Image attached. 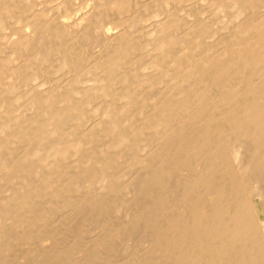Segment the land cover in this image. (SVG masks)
<instances>
[{
	"label": "bare ground",
	"instance_id": "bare-ground-1",
	"mask_svg": "<svg viewBox=\"0 0 264 264\" xmlns=\"http://www.w3.org/2000/svg\"><path fill=\"white\" fill-rule=\"evenodd\" d=\"M37 1L0 0V27L10 22L13 25L10 19L18 18H24L22 24L29 27L19 28L16 21V30L11 29L15 33L8 28L12 32L4 33L8 38L0 37L3 39L0 41V241L16 239L26 243L55 239L61 236V227L65 230L60 231L69 233L76 230L74 236L78 237L88 231V226L97 224L106 227L108 239L130 231L143 233L144 239L155 247L154 252L159 253L156 255L161 256L155 257L159 264H170L168 258L172 262L170 252L177 261L172 264H264V225L259 214L260 201H264V179L255 190L251 188V178L247 182L243 177L247 173L259 175V179L264 177L263 0H214L217 4L224 3L235 16L233 24L228 25L231 31L216 45L204 43L209 35L205 34L208 28L205 30L204 25L192 22L194 25L186 28L188 24L183 25L186 20L181 24L182 18L176 17V20L171 15L156 21L150 18L151 25L146 22V26L136 28L138 31L133 23L127 24L128 28L120 25L121 29L119 25L118 28L104 26L98 36L100 44L103 43V50L98 51L100 59L96 56L95 65L87 60L102 72V86L78 89L70 83V87H62V92L60 89L45 91L43 84L34 86L35 74L33 86L23 85L24 81L31 83L32 80L28 76L32 69L26 71L30 58L23 57L36 52L39 60L43 53V56H52L61 49L60 55H64L66 62L63 65L78 64L81 70L83 65L79 63L83 62L81 59L86 61L89 46H84L85 51L81 52L80 47V54L74 51L75 45L88 40L91 17H96L90 9L75 14L78 0H62L63 4H59L75 14L72 21L63 17L66 14L60 18L62 12L58 9L55 12L58 4L49 13L47 4L40 0L47 9L42 10L41 6L42 11H38ZM108 1L110 12L121 19L126 16V20L122 19L124 25L128 17L138 16L130 10L134 7L129 4L131 0ZM115 14L111 15L115 17ZM148 47L152 50H147L149 55L145 58L148 59L143 60ZM38 55L41 56L38 58ZM76 55L79 58L82 55L78 63ZM170 71L176 78L179 75L177 85L181 86L172 90L173 84L172 91L169 90L163 86L166 77L160 86L168 91L156 90L159 79ZM49 78L48 74V81ZM77 78L68 81L75 85ZM117 79L122 82L114 88ZM195 126L200 127L198 131H194ZM229 128L239 132L238 137L243 140L251 139L250 146L256 144L251 146L249 154L246 151L249 156L245 161L237 158V138L233 142L224 140ZM176 143L179 146L173 148ZM244 148L247 149L245 145ZM199 155L202 157L198 158ZM172 164V169L183 174H175L181 175L175 182L170 176H174L170 173ZM170 183L186 191L185 201L181 194L175 201L172 195L169 197L173 190H169ZM185 210L190 217L184 216ZM189 234L193 238L191 242ZM188 241L190 244L185 246Z\"/></svg>",
	"mask_w": 264,
	"mask_h": 264
},
{
	"label": "rangeland",
	"instance_id": "rangeland-1",
	"mask_svg": "<svg viewBox=\"0 0 264 264\" xmlns=\"http://www.w3.org/2000/svg\"><path fill=\"white\" fill-rule=\"evenodd\" d=\"M37 1V0H36ZM40 0H38L37 1V5L35 6V7H37V8H35V9H37L38 11H40L41 10V6L43 7L44 5H46L47 6V8H46V6H45V8L43 7L42 8V10L43 9H47V10H51V8H52V11H54L53 10V8L55 7V5H57L54 9H55V12H57L58 10V12L59 13H61L62 12V14H60V18H62L61 17V15H65L66 14V16H63V17H65V19L66 20H68V21H72V19H73V17L72 16H74L76 13H78V12H82L81 10H86V9H90V10H92V12H93V15L95 14V19H94V17L92 16L91 17V19H92V21L90 22V28H88L87 30V33L90 35H88L89 37H87L88 38V40H85V41H80V42H78V44L77 45H75L76 47V50H74V49H72V51L74 50L75 52L76 51H78L79 52V49H80V47H81V50H80V52L83 50V51H85V47L84 46H86V47H88V48H86L87 50H86V54H87V57H85L86 58V61L85 60H82L81 59V61H83L82 63H79V66H82L81 67V70H85V72H86V74L84 73V72H82L79 68H78V62L80 61V60H78V59H80L81 57H82V55H84V56H86V54H84L85 52H82L83 54L80 56V58H79V56H75V57H78V58H75L76 60L75 61H77V63L74 61V63H76L77 65H73V66H75V67H73V70H72V67L70 66V65H63V63L64 64H66V62H65V60H64V55H60V51L59 50H61V49H58L57 50V52L55 53V55L53 54L52 56L51 55H46V56H43L44 55V51H42L41 52V54H42V56L41 55H38V58H39V56H41V58H39V60H41L42 59V57L43 58H48L47 59V62H45L46 61V58H45V63L47 64V65H43V61H41L42 63H40V61L39 60H36L37 58L35 57V55H36V52H35V54L34 53H31V55L28 57V55L27 56H25V57H23L24 59H29L30 58V60H28L29 61V64H30V66H29V64H28V66L29 67H32V68H30L29 69V67L28 66H26V68L25 69H27V67H28V69L26 70L27 72H29V70H31L32 71V74H29L28 75V73H26V75H28V76H30L31 77V79L33 78V75L35 74V76H34V79L36 80V82H35V80H31V81H29V82H31V83H28V81H27V83H25L26 81H24L23 82V85H25L27 88H29V86L31 87V86H33L34 85V82H35V85L34 86H38L39 84L41 85V84H43V85H41L42 87H44V88H46V89H43V90H45V91H47L48 89L49 90H52V89H54V90H59L60 92H62L63 91V88L62 87H68V85H69V87H70V85L72 84V86L71 87H77L78 89H83V88H88V87H93V88H98V87H101L102 86V84H103V82H100V80H101V76H102V72L100 71V70H98V68L96 69V68H94L95 66H91V64L92 65H95L96 63H98L97 61H98V59H97V57L99 58L100 57V53H98V51H99V49L102 51L103 49V47H102V42H101V44H100V40H99V38H98V36H99V34L101 33V30H103V28H105V27H113V28H116V26L117 25H119V29H121V26L124 28V27H127L128 28V26H126L127 24L129 25L130 23H133V27H135V29L137 28V29H139L140 27L142 28V27H144V25L146 26L147 25V23L148 24H150L151 25V20H150V18L152 19V21H156L157 19L159 20V19H162V18H168V17H170V15L173 17V16H175V18L177 17L180 21H181V24L182 23H184V22H186V23H184L183 25L185 26V25H187L186 26V28H189V27H191L192 25H194L195 23L196 24H198V23H201L202 24V26L204 25V27H205V30H206V28H208L206 31L207 32H205V34H209L210 35V33L212 34L211 36H212V40H209L210 39V37H209V35H206V40H207V42H205L204 41V43H206V44H210V45H212L213 43L216 45V44H218L219 42H221V40L223 39V37H224V35L225 34H227V32L229 33L230 31H231V27H230V29H229V26H231L232 24H233V22H234V19H235V16H233L232 14H233V11H229L228 10V7L226 6V5H224V3H220V4H217V3H214L215 1L214 0H194V2H193V0H181L182 2H179L180 0H172L171 1V3H170V0L167 2V1H164V0H135V4H134V1L133 0H131L130 2H129V0H127V2H129V4H131V5H129V8H130V6L131 7H133V5H134V7H133V9L132 8H130V10H131V12L132 13H135L136 12V15H138L140 18H137L138 16H135V14L132 16V18L130 17H128L127 18V22L125 21V25L123 24L124 22H123V20H126L125 18H126V16L124 17V18H120L119 16H117L115 13H112V12H110L109 10H108V8L109 7H107V3L109 2L108 0H105V1H107L106 2V8L105 9H103L104 8V6H105V4H103V3H105V1L103 0H101L100 2L102 3H100L99 4V0H78V1H80V4H78L79 6V8H76V12H75V14L74 13H72V12H69V11H66V10H68V8H63L62 6L63 5H61V7L59 6V4H63V2H62V0H42L43 1V4H42V1H40V3H38ZM46 1V2H45ZM47 1H49V2H47ZM51 1V2H50ZM174 1V2H173ZM192 3H191V2ZM213 1V2H212ZM261 1V0H260ZM54 3V4H51V3ZM84 2V3H83ZM85 2H89L88 4H86ZM93 2V3H92ZM147 2V3H146ZM163 2H166V3H164L163 4ZM176 2V3H175ZM204 2H205V4H204ZM212 2V3H211ZM262 2H264V0L262 1ZM36 3V2H35ZM56 3V4H55ZM91 3V4H90ZM142 3H143V5H142ZM168 3V4H167ZM178 3V4H177ZM187 3V4H186ZM39 4H40V7H39ZM42 4V5H41ZM50 4V6H48ZM83 4V5H82ZM90 4V5H89ZM93 4H94V6H93ZM99 4V5H98ZM140 6H139V5ZM149 4H150V6H149ZM92 5V6H91ZM102 6L103 5V7H96V8H94L95 6ZM161 5V6H160ZM184 5H185V8H184ZM209 5H212V6H210L209 7ZM221 6V8H220V6ZM58 6H59V8H58ZM173 8V10H172V8ZM191 6V7H190ZM202 6V7H201ZM206 6V7H205ZM215 6V7H214ZM50 7V8H49ZM137 7H138V9H137ZM157 7H159V9H157ZM207 7H209V8H207ZM40 8V9H39ZM61 8V9H60ZM83 8V9H82ZM98 8V9H97ZM143 8V9H142ZM167 8H168V10H167ZM170 8V9H169ZM194 8V9H193ZM56 9H58V10H56ZM63 9V10H62ZM64 9H65V13H63L64 12ZM135 9V10H134ZM142 11H141V10ZM151 9V10H150ZM153 9V10H152ZM183 9V10H182ZM41 10V11H42ZM107 10V11H106ZM138 10V11H137ZM162 10V11H161ZM179 10V11H178ZM198 10V11H197ZM201 10V11H200ZM224 10V11H223ZM225 10H227V11H225ZM45 11V10H44ZM49 11H47V12H49ZM52 11H50L49 13H51ZM104 11V12H103ZM169 11V12H168ZM171 11V12H170ZM195 13H194V12ZM71 13V14H69V13ZM97 12H99L100 13V17H98V14H96ZM149 12V13H148ZM172 12H174V13H172ZM191 12V13H190ZM203 12V13H202ZM102 13V14H101ZM108 13V14H107ZM114 16V14H115V17H113L111 14ZM161 13V14H160ZM164 13V14H163ZM228 13H231V15H229ZM150 14H152V15H150ZM166 14H168L167 15V17H166ZM183 14V15H182ZM208 14V15H207ZM228 14V16H230L229 18H228V16L227 17H224V15L226 16ZM70 15V16H69ZM97 15V16H96ZM165 15V16H164ZM190 15V16H189ZM199 15V16H198ZM104 16V17H103ZM106 16V17H105ZM109 16V17H108ZM135 16V17H134ZM160 16V17H159ZM179 16V17H178ZM67 17V18H66ZM118 17V18H117ZM153 17V18H152ZM184 17V18H183ZM187 17V18H186ZM196 17L198 18V19H196ZM215 17H216V19H215ZM101 18V19H100ZM109 18V19H108ZM136 18V19H135ZM145 18V19H144ZM176 18V20H178ZM194 20H193V19ZM90 19V20H91ZM103 19V21H101ZM132 21H131V20ZM134 19V20H133ZM137 19H141L140 21L138 20L137 21ZM196 19V20H195ZM10 20H12V22H14V24L13 25H10L11 24V22H10V24H8V23H5L4 24V26L5 27H2V30H1V27H0V31H1V33H0V37H2V38H4V40H5V37L6 38H8V35L9 34H11L12 32L11 31H15L16 29L14 28L15 26L14 25H16V23L18 22L19 24H18V26H19V28H21L22 26L24 27V25L22 24V23H24L23 21H25L24 20V18L23 19H21V18H18V19H15V21L13 20V19H10ZM23 20V21H22ZM89 20V21H90ZM117 20H122V24L124 25H122L121 23H120V21H118V23H117ZM184 20H186V21H184ZM188 20H190V21H188ZM17 21V22H16ZM184 21V22H183ZM200 21V22H199ZM16 22V23H15ZM99 24H97V23ZM102 23V24H100V23ZM116 22V23H115ZM147 22V23H146ZM194 24H193V23ZM26 23V22H25ZM191 23V24H190ZM7 24V25H6ZM96 24V25H95ZM105 24V25H104ZM115 24V25H114ZM97 26V27H94V26ZM114 25V26H113ZM121 25V26H120ZM131 25V24H130ZM129 25V26H130ZM141 25V26H140ZM191 25V26H190ZM208 25V26H207ZM229 25V26H228ZM9 26V27H8ZM93 26V27H92ZM98 26H99V28H98ZM105 26V27H104ZM132 26V25H131ZM189 26V27H188ZM22 27V28H23ZM92 27V28H91ZM133 27H129V28H131V31H134L135 32V29L133 28ZM3 28H5L6 30H4ZM11 30V29H13V30H9V29ZM24 28H29V27H24ZM117 28H118V26H117ZM92 29V30H91ZM95 29V30H94ZM136 29V31H138ZM209 29H210V32H209ZM228 29H229V31H228ZM4 30V32H3V35H1L2 34V31ZM13 31V32H14ZM96 31H98V32H96ZM7 32H11V33H7ZM4 33H7L6 35H4ZM15 33V32H14ZM91 33V34H90ZM94 36H97V37H94ZM215 37V39H214V37ZM219 36V37H218ZM220 36H222V38L220 37ZM11 37H16V36H11ZM91 37V38H90ZM209 37V38H208ZM2 38H0V41H1V39ZM220 38V39H219ZM90 39H92V41L90 40ZM99 41H98V40ZM3 40V39H2ZM90 40V41H89ZM209 40V41H208ZM217 42H216V41ZM1 42H3V41H1ZM95 42H97L96 44H95ZM213 42V43H212ZM82 45H81V44ZM212 43V44H211ZM90 44V45H89ZM96 46H95V45ZM99 44H100V46H101V48H100V46H99ZM208 44V45H209ZM213 44V45H214ZM88 45V46H87ZM93 45V46H92ZM97 45L99 46V48L97 47ZM79 46V47H78ZM90 47H95L93 50L90 48ZM43 49V48H42ZM41 49V50H42ZM88 49H90L91 50V52L89 51V53H90V55L88 54ZM149 49H151L150 47H148L147 49H146V51H145V53L147 52V53H149L147 50H149ZM40 50V49H39ZM152 50V49H151ZM150 50V51H151ZM47 51V50H46ZM45 51V53H47ZM71 51V50H70ZM73 51V52H74ZM79 52V53H80ZM93 52H94V57L92 56V54H93ZM58 53V54H57ZM79 53H78V55H79ZM92 53V54H91ZM145 53H143V57H144V59L143 60H147L148 58V55L149 54H147L146 53V55H145ZM48 54V53H47ZM59 56V58H58V56ZM61 54H63V53H61ZM81 54V53H80ZM33 55H34V57H33ZM57 56V57H56ZM84 56H83V58H84ZM91 56V57H90ZM97 56V57H96ZM145 56H147L146 58H145ZM63 57V58H62ZM90 58V59H87V58ZM84 58V59H85ZM91 58H94V59H91ZM96 58V59H95ZM24 59H22L21 58V60H24ZM33 59H35V60H33ZM52 59V60H51ZM100 59V58H99ZM44 60V59H43ZM54 60V61H53ZM57 60V61H56ZM59 60V61H58ZM87 60H89V62H91V64L87 61ZM91 60V61H90ZM96 61V62H94V63H92V61ZM25 61V60H24ZM28 61H27V63H28ZM34 61H35V63L38 65V66H35L36 64H32V63H34ZM51 61V62H50ZM86 62V65H85V62ZM18 62H20V59L18 60ZM39 62V63H38ZM50 62V63H49ZM57 62H59L58 64H56ZM61 62H62V65H61ZM44 63V64H45ZM87 63L88 64H90V66H91V69H90V66H89V68H88V66H87ZM41 64H42V66H41ZM51 65V66H50ZM60 65V66H59ZM50 66V67H49ZM84 66H85V68H84ZM87 66V67H86ZM36 67H38V68H35ZM42 68V71H41V69L40 68ZM67 67H69V68H66ZM77 67V68H76ZM46 68V69H45ZM53 68V69H52ZM65 69V71H64V69ZM86 68H88V69H86ZM35 69V70H34ZM37 69H38V71H39V75L38 74H36V71H37ZM78 69V70H77ZM34 70V71H33ZM44 70V71H43ZM46 70V71H45ZM62 70V71H61ZM72 70V71H71ZM77 70V71H76ZM83 70V71H84ZM41 71V72H40ZM49 73H48V72ZM80 71V72H79ZM34 72V73H33ZM44 73V74H40V73ZM55 72H57V73H55ZM61 72V73H60ZM79 72V73H78ZM90 72H91V74L93 73V75H91L90 74ZM96 72V73H95ZM101 73L100 75L98 74V73ZM49 74V81H48V74ZM50 73H52V75L54 76H50L51 74ZM63 73V74H62ZM80 73H82V74H84V75H82V74H80ZM88 73L90 74V75H88ZM170 73H171V71H170ZM170 73H167L166 74V76H164V77H162L161 79H159V86H160V84H163V82L165 81L164 79L166 78V81L164 82V84H163V86H166L167 88H169V90H171V86L173 85V88H172V90L173 89H175L176 87H178V86H181V85H177L178 84V82H177V79L179 80V78L180 77H178L179 75H177V78L176 77H174L175 76V74L173 75V73H171V75H169ZM57 74V75H56ZM62 74V75H61ZM67 74V75H66ZM72 74V75H71ZM78 74V75H77ZM41 75V76H40ZM47 75V76H46ZM76 75V77H78L77 78V83L79 84H77V83H75V85L73 84V82H71V81H74L75 80V78H74V76ZM97 75H99L98 76V78L97 77H95V76H97ZM168 75V76H167ZM172 75H173V77H172ZM36 76L38 77V83H37V78H36ZM62 77V78H60V77ZM67 76H69V78L67 77ZM81 76V77H80ZM84 76V77H83ZM87 76H89L88 78H87ZM45 77V78H44ZM173 78V80H172V78ZM53 78V79H52ZM60 78V79H59ZM63 78H65V79H63ZM67 78V79H66ZM74 80H73V79ZM82 78V79H81ZM91 78H92V80H91ZM95 78V79H94ZM170 78V79H169ZM51 79V80H50ZM57 79H58V82H57ZM63 79V80H62ZM79 79V80H78ZM81 79V80H80ZM84 79V80H83ZM169 79V80H168ZM176 79V81H174ZM42 80V81H41ZM55 80H56V83L57 84H54V82H55ZM68 80H71V81H68ZM89 80H90V83H89ZM93 80L94 81H96L95 83H93ZM173 81V82H170V83H172V84H168L169 83V81ZM41 81V82H40ZM47 81V82H46ZM54 81V82H53ZM86 82V83H84V82ZM98 81V82H97ZM162 81V83H160ZM40 82V83H39ZM82 82V83H81ZM92 82V83H91ZM122 82L120 79H117L116 80V84L114 85V88L115 87H120V83ZM167 82V83H166ZM190 82H192V80H190ZM189 82V83H190ZM25 83V84H24ZM50 83V84H49ZM61 83V84H60ZM63 83H65L64 85H63ZM66 83H68V84H66ZM71 83V84H70ZM83 83H84V85H83ZM89 83V84H88ZM97 83H99V84H97ZM101 83V84H100ZM118 83V84H117ZM28 84H30V85H28ZM37 84V85H36ZM46 84H47V86H46ZM51 84H53V85H51ZM58 84H60L61 85V87H60V85H58ZM77 84V85H76ZM81 84L84 86H81ZM88 84V85H87ZM168 84V85H167ZM176 84V85H175ZM45 85V86H44ZM85 85H87V86H85ZM94 85V86H93ZM101 85V86H100ZM157 84H156V87H155V89L156 90H158V89H161V90H163L164 88L165 89H167L166 87H162V85L160 86V87H162V88H160L159 86H158ZM171 85V86H170ZM40 86V87H41ZM56 86H58V87H56ZM169 86V87H168ZM26 87H22V88H26ZM39 87V86H38ZM48 87V88H47ZM56 87V88H55ZM41 89V90H42ZM155 90V91H156ZM171 90V91H172ZM53 91V90H52ZM167 91H168V89H167ZM171 91L167 94L168 96L171 94ZM23 94L25 93V92H22ZM25 98H26V96H25ZM25 98H23V99H25ZM23 99H22V101H23ZM19 102H21V101H19ZM192 125V124H191ZM191 125H189V129H188V131H189V134L191 133ZM200 126V125H199ZM198 128H200V127H196L195 126V128H193V129H195L194 131H198ZM231 131H230V130ZM227 131L229 132L230 131V133H228V132H226L228 135H226L225 136V138H224V140H227L228 139V141H229V139L231 140L230 142H233V141H236V139L235 138H237V141H236V144H237V151H238V159H239V161H245V159L246 158H248L247 156H249L248 154L250 153V149L252 150L253 149V147H251V146H253L252 145V143H253V141H251V139L249 140V141H247V138H244V139H246V140H243V138H240V137H238V135L240 136V134H238L239 132H237L236 130H233V128H229ZM200 131V133H201V129L199 130ZM234 131H236V132H234ZM199 133V132H198ZM236 134V135H233V134ZM190 136V135H189ZM189 136L187 137V141L189 140H191V139H189ZM235 139H233V138ZM233 140V141H232ZM243 140V141H242ZM242 141V142H241ZM250 141L252 142L251 143V146H250V144H248V143H250ZM240 144H239V143ZM243 142H246V144H243ZM243 144V145H242ZM244 145H245V147H247V149L246 148H244ZM256 145V144H255ZM255 145H254V147H255ZM179 146V143L177 144H175V146H173V148H177ZM243 149H245V150H243ZM248 152V154H247V152ZM201 158L202 156L201 155H199L198 156V158ZM204 160V159H203ZM203 160L201 159V162H203ZM196 161V160H195ZM205 161V160H204ZM195 163V162H194ZM240 166V165H239ZM172 167H173V164L171 165V171H170V173L171 174H174V176L173 175H170L171 177H173V178H171L172 180H173V182H175V180H177V178L179 177V178H181L180 176L181 175H183V174H181V172L180 173H178L176 170H174V168L172 169ZM241 167H242V163H241ZM174 171V172H173ZM175 172H177V173H175ZM186 173V172H185ZM175 174H181V175H178V177H177V175H175ZM251 176H253V177H251ZM176 177V178H175ZM244 177V179H246L247 178V182H249V180L250 179H248V178H251V181H250V184H251V188L253 189V188H256L255 190H257V188H259L260 187V184H261V182H262V178L264 179V177H261L260 176V178L261 179H259V175L257 176V174H249L248 175V173H247V176H243ZM178 178V179H179ZM175 179V180H174ZM172 180H170V182L172 181ZM173 182H171V183H173ZM256 185V187H254L255 185L253 184V183ZM170 183V184H171ZM252 185H254V186H252ZM173 188H172V187ZM171 186H170V189L169 190H171V189H173V190H171L172 191V193L171 192H169L170 194H169V197H170V195H172V197H173V200L175 201V200H177L178 199V196H180V194H181V198H182V196L184 197L183 199H184V201L186 200V196H184L185 195V190H183L182 189V191L184 192V193H182V191H181V189H179L180 190V192H178L179 190H178V188H175V183H174V185H172L171 184ZM250 186V185H249ZM175 188V189H174ZM174 190L175 191H177L176 193L174 192ZM175 193V194H174ZM173 194H174V196H173ZM202 194V193H201ZM177 197H176V196ZM202 196V195H201ZM174 197H176V198H174ZM170 199V198H169ZM170 200H172V198L170 199ZM173 202V201H172ZM171 202V203H172ZM176 203V202H175ZM204 203H205V200H204ZM258 203H259V201H258ZM260 206H259V214H260V217H261V219L263 220V225H264V208L262 209V205L264 204V201L262 202V201H260ZM263 203V204H262ZM173 204H174V202H173ZM263 207H264V205H263ZM172 208V207H171ZM172 210H174L175 211V209H171V211ZM172 213V212H171ZM187 214V215H185V214ZM173 214V213H172ZM183 214H184V216H187V217H190L189 216V214H188V211H184L183 212ZM186 218V217H185ZM188 219L189 218H186V220L188 221ZM93 226V227H92ZM97 226V227H96ZM109 227V226H108ZM112 227H114V226H112ZM61 228H63L64 230H65V228L64 227H61ZM60 228V229H61ZM87 227H85V229H86ZM93 230H92V229ZM99 228V229H98ZM101 228H104L103 226L101 227V226H98L97 224L96 225H94V224H92V225H90V227L88 226V228H87V230H85V231H87V232H84V234L83 235H80V236H78V237H75L76 236V230H73V231H70V233L71 232H73L74 234L72 235V233L70 234L69 232H67V231H60V229H59V235H61L59 238L57 237V236H54V237H57V238H55V239H52L51 237H49V238H47V239H45V241L43 240V239H41V240H39V239H35L36 241H38V242H35V240H33V241H31V240H29L28 242L26 241V243H23V242H19L18 240H3V241H0V247L2 246L1 245V243L2 244H4V247L2 246L1 248H0V264H64L65 262L67 263V264H148L147 262H150V261H152L153 259L155 260L154 262H151V264H157L158 262H159V260L157 259V258H160L161 256H157V255H159V253H156V252H154L155 251V247L153 246V244H151L152 245V247H150L151 245H150V243L148 242V241H146V239H144V234L142 233L141 234V232L139 233V234H141V235H143V236H141V235H139L138 233H136V232H133V233H127V234H123V235H120V236H118V237H116V238H112V239H108V236H107V232H106V227L104 228L105 229V231H103L104 229H101ZM110 229H111V226H110ZM113 229H115V227L113 228ZM84 230V229H83ZM90 230V231H89ZM102 230V231H101ZM102 232V233H101ZM104 232V233H103ZM87 233V234H86ZM92 233V234H91ZM96 233V234H95ZM98 233V234H97ZM63 234V235H62ZM90 236H89V235ZM94 234V235H93ZM100 234H101V236H100ZM105 234V235H104ZM131 236V237H129V235ZM58 235V236H59ZM66 235H68V236H66ZM72 235V236H71ZM75 235V236H74ZM86 235V236H85ZM126 235V236H125ZM89 238H88V237ZM188 236H190V237H188V239L189 238H191L189 241L191 242L192 241V237H191V234H189ZM68 237V238H67ZM80 237V238H79ZM91 237V238H90ZM92 237H93V239L94 240H92ZM101 237V238H100ZM127 237V238H126ZM135 237H137V238H135ZM143 237V238H142ZM129 238H130V240H129ZM76 239V240H75ZM78 239V240H77ZM82 239H83V241H85V242H87V243H85V242H83L82 241ZM98 239V240H97ZM105 239H107V240H105ZM124 239H126V240H124ZM139 240V242H135V240ZM54 240V241H53ZM129 240V241H128ZM5 241H6V243H5ZM15 241V242H14ZM19 243H18V242ZM71 241V242H70ZM75 241V242H74ZM79 241V242H78ZM89 241V242H88ZM101 243H100V242ZM127 241V242H126ZM134 241V242H133ZM187 241V240H186ZM188 241V242H189ZM10 242V243H9ZM17 242V243H16ZM41 242V243H40ZM49 242V243H48ZM188 242H186L184 245L186 246L187 244H190V242L188 243ZM31 243V244H30ZM44 243H46V245L44 244ZM54 243V244H53ZM62 243V244H61ZM76 243V244H75ZM82 243V244H81ZM84 243H85V245H84ZM94 243V244H93ZM141 243H143V244H141ZM17 244V245H16ZM19 244H20V246H19ZM39 244V245H38ZM43 244V245H42ZM150 246H149V245ZM7 245V246H6ZM9 245V246H8ZM15 245V246H14ZM25 245V246H24ZM48 245H50L51 247H49ZM55 245V246H54ZM64 245V246H63ZM106 245V246H105ZM145 245H147V246H145ZM17 246H19V247H17ZM31 246H33V247H31ZM60 246V247H59ZM94 246V247H93ZM102 246V247H101ZM7 247H9V248H7ZM11 247V248H10ZM43 247V248H42ZM64 247V248H63ZM69 247H72L71 249L69 248ZM92 247V248H91ZM131 247V248H130ZM18 248V249H17ZM53 248H55V250L53 249ZM60 248V249H59ZM115 248V249H114ZM146 248V249H145ZM11 249V250H10ZM42 249H44V250H42ZM65 249V250H64ZM129 249H130V251H129ZM132 249V250H131ZM154 249V250H153ZM53 250H54V252H53ZM59 252H58V251ZM67 250V251H66ZM4 251V252H3ZM48 251V252H47ZM56 251V252H55ZM146 251V252H145ZM152 251L155 253H152ZM172 251H173V249H172ZM47 252V253H46ZM91 252V253H90ZM31 253V254H30ZM136 253V254H135ZM139 253V254H138ZM72 254V255H71ZM157 254V255H156ZM26 255V256H25ZM77 255V256H76ZM170 255L172 256V258L174 259V255H173V253H171L170 252V254H169V257H170ZM150 256V257H149ZM157 256V258H155ZM135 257V258H134ZM153 257V258H152ZM56 258V259H55ZM93 258V259H92ZM133 258V259H132ZM77 259V260H76ZM136 259H137V261H136ZM152 259V260H151ZM173 259H171L172 260V262L170 261V258H168V261L170 262V264H172L173 263ZM176 259V258H175ZM63 260V261H62ZM133 260H135V261H133ZM56 261V262H55ZM176 261V260H175ZM175 261H174V263H175ZM177 262V261H176ZM65 263V264H66ZM160 263V262H159ZM158 263V264H159ZM178 264H180V262H178ZM263 264V263H262Z\"/></svg>",
	"mask_w": 264,
	"mask_h": 264
}]
</instances>
